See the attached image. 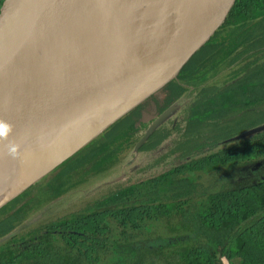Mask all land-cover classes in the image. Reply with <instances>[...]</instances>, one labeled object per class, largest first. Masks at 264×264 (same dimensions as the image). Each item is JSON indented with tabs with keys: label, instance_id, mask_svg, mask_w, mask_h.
Returning <instances> with one entry per match:
<instances>
[{
	"label": "trees",
	"instance_id": "obj_1",
	"mask_svg": "<svg viewBox=\"0 0 264 264\" xmlns=\"http://www.w3.org/2000/svg\"><path fill=\"white\" fill-rule=\"evenodd\" d=\"M178 104L177 116L163 119L134 149L146 154L166 145L146 166L168 156L174 164L114 190L85 192L78 206L76 200L47 216L29 212L30 202H39L35 190L15 197L0 209V264H264V129L231 139L264 123V0H254L175 78L107 124L97 146L69 168L93 151L114 152L121 135L124 149L134 147L158 115ZM200 169L227 179L206 191L193 176ZM165 216L193 239L145 244L139 238L145 223Z\"/></svg>",
	"mask_w": 264,
	"mask_h": 264
},
{
	"label": "water",
	"instance_id": "obj_2",
	"mask_svg": "<svg viewBox=\"0 0 264 264\" xmlns=\"http://www.w3.org/2000/svg\"><path fill=\"white\" fill-rule=\"evenodd\" d=\"M253 2L215 0L178 24L153 28L156 33L150 42L132 36L93 45L109 56L85 53L54 57L37 0H0V121L10 126L7 137H0V161L6 159L7 175L13 174H8L11 166L52 137L70 134L76 137L82 132L77 141L141 103L175 78L203 45L237 20ZM27 29L39 48L34 59L20 48L21 35ZM113 72H122L125 76L112 83L74 92L63 99L43 98L48 86L59 75L82 78ZM172 107L150 123L134 149H138L168 117ZM263 129L264 123L231 139ZM31 136L36 140L17 156L9 153L17 140Z\"/></svg>",
	"mask_w": 264,
	"mask_h": 264
},
{
	"label": "bare ground",
	"instance_id": "obj_3",
	"mask_svg": "<svg viewBox=\"0 0 264 264\" xmlns=\"http://www.w3.org/2000/svg\"><path fill=\"white\" fill-rule=\"evenodd\" d=\"M157 1L37 0V8L51 41V53L54 57L85 53L105 56L108 55L105 51H91L97 43L114 40L111 32H117L118 39L134 36L139 41L150 42L156 33L153 28L164 24H178L203 11L215 0H168L166 6L156 4ZM135 24L139 27L137 30ZM20 48L30 59H34L38 53L36 40L28 29L21 35ZM123 76L125 74L122 72L82 78H65L59 75L48 86L43 98L63 99L74 92L112 83ZM81 134L82 132L78 133L76 137L73 134L52 137L22 161L11 166L8 173H13L11 175H7L6 159L0 161V198L64 154ZM35 140V136H31L17 140L13 145L18 146L19 152Z\"/></svg>",
	"mask_w": 264,
	"mask_h": 264
},
{
	"label": "rangeland",
	"instance_id": "obj_4",
	"mask_svg": "<svg viewBox=\"0 0 264 264\" xmlns=\"http://www.w3.org/2000/svg\"><path fill=\"white\" fill-rule=\"evenodd\" d=\"M159 1L162 0H158L156 4H158ZM138 17L140 20L141 15ZM151 18L156 20L153 17ZM122 24L123 26L125 25L124 23ZM131 24L129 25L131 26ZM134 26H136L135 30L139 28L137 24ZM121 29L123 28L121 27ZM110 34L113 35L114 40L118 39L117 32L113 31ZM94 49L95 48H93L91 52H93ZM229 75L230 74L225 72L223 78H227ZM179 104L178 107L170 108L167 117L168 121L177 116ZM104 127L75 141L64 154L49 163L32 178L13 189L9 195L0 201V209L7 207L8 204L13 202L15 197L21 196L23 193L25 194V192L31 193L35 190L34 195L38 197L37 200H39V202L28 203V205L30 204L28 206L29 212H42L43 216H47L50 213H58L66 208H70L72 205L74 206V202L76 200V202H78L80 200L79 198L82 197L85 192H91L97 195L99 192L107 189L114 190L119 184L126 183L128 180L137 179L140 176H145L146 174L160 170V168L166 166L165 163L167 166L174 164L175 161L168 156L164 161L165 163L159 162L160 165H158V167L147 168L146 165L159 158L164 150H168L167 146L164 145L157 152L140 154L134 150L132 145L124 149L122 145L124 142L123 135H121L114 141V145L117 148L114 152H109V148L107 147L93 151V153L83 160L81 164L69 168L70 164L77 161V157H79L80 154L83 155L97 146L99 143L97 137L101 131H103ZM191 157H193V154H190L186 159ZM53 169H57L56 172L59 173L54 175V179L49 182L48 179L51 176L49 174ZM252 171L253 173L255 172V170ZM193 176L199 178L202 188L206 191L218 188V186L227 179L224 178L221 173L205 171L204 169L196 171ZM236 177L237 176L229 179H234ZM125 185H122L123 187L121 188H126L127 186ZM116 191L112 192L110 195L118 194ZM84 200L85 199L78 202L77 206ZM38 217H40V215ZM166 218L167 216L157 219V221L161 222L145 223L143 230L139 234V238L147 245L168 244L175 240L181 243L193 239V236H191V238L186 237L184 231L178 230L175 218L169 219V221L168 218ZM224 264H227L226 260H224Z\"/></svg>",
	"mask_w": 264,
	"mask_h": 264
},
{
	"label": "clouds",
	"instance_id": "obj_5",
	"mask_svg": "<svg viewBox=\"0 0 264 264\" xmlns=\"http://www.w3.org/2000/svg\"><path fill=\"white\" fill-rule=\"evenodd\" d=\"M9 131H10V126L4 123L3 121H0V137H7ZM17 149L18 146L13 145L10 147L9 153L13 156H17L18 155Z\"/></svg>",
	"mask_w": 264,
	"mask_h": 264
}]
</instances>
